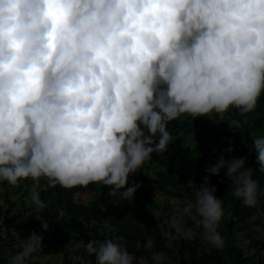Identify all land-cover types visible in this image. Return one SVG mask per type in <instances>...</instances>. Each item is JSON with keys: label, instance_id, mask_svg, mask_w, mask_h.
Listing matches in <instances>:
<instances>
[{"label": "clouds", "instance_id": "obj_1", "mask_svg": "<svg viewBox=\"0 0 264 264\" xmlns=\"http://www.w3.org/2000/svg\"><path fill=\"white\" fill-rule=\"evenodd\" d=\"M262 94L264 0H0V183L31 180L39 208L41 180L68 190L98 184L131 201L140 185L129 177L167 151L169 122L252 113ZM253 151L264 174V135ZM246 164L221 155L206 171L225 169L251 208L264 190ZM215 191L195 186V202L169 221V241L195 238L183 222L191 216L205 241L223 246ZM41 246L32 233L8 264H25ZM81 246L95 264H148L123 237ZM151 260L169 264L164 252Z\"/></svg>", "mask_w": 264, "mask_h": 264}, {"label": "trees", "instance_id": "obj_2", "mask_svg": "<svg viewBox=\"0 0 264 264\" xmlns=\"http://www.w3.org/2000/svg\"><path fill=\"white\" fill-rule=\"evenodd\" d=\"M168 129L173 141L167 151L153 153L145 163L147 170L142 167L129 177L128 186L140 185L131 201L110 198L109 189L98 184L68 190L49 187L41 180L39 197L44 207L39 208L30 198L31 180L21 181L18 187L0 183V264H8L32 233L42 237V246L25 264H95V257L88 253H79L73 260L65 246L115 237H123L129 253L148 264H154V252H164L169 264H264V196L258 197L255 207H245L233 195L235 186L225 176V169L219 175L206 171L221 155L226 160L247 157L246 167H252L253 178L264 190V174L258 171L253 151L254 138L264 135V94L252 113L240 114L230 108L222 119L215 114L185 115L169 122ZM228 147L233 148L231 154L225 151ZM195 186L215 187L214 195L221 199L223 216L217 231L222 247L205 241L203 230L191 216H185L183 222L195 232L194 239L169 241L165 235L172 216L195 202ZM80 193L90 197L83 201ZM37 217L48 221L47 231ZM250 225L259 226L262 235L248 229ZM239 234L246 238L244 245L239 244ZM149 239L154 242L151 251L144 246Z\"/></svg>", "mask_w": 264, "mask_h": 264}, {"label": "rangeland", "instance_id": "obj_3", "mask_svg": "<svg viewBox=\"0 0 264 264\" xmlns=\"http://www.w3.org/2000/svg\"><path fill=\"white\" fill-rule=\"evenodd\" d=\"M144 170H147V168L146 167H144V169H143V171ZM151 175V177H152V174L149 172V176ZM79 197H80V199L81 200H83V201H86L87 200V198H89L90 197V194H87V193H83V194H79ZM248 229H256V230H258L259 232V235H262V233H263V230L262 229H260L259 228V226H254V225H250L249 227H248ZM240 235V234H239ZM238 235V236H239ZM237 236V237H238ZM16 237L18 238V237H20L21 238V236H18V235H16ZM239 237H241L240 238V240H239V244H241V245H244V243L246 242V238H242V236L240 235ZM19 238V239H20ZM21 240V239H20ZM65 248H67V250H69V252H70V255H71V257L73 258V260L75 259H77L78 258V256H79V253H82V254H84V255H86L87 254V252L84 250V248H82V246L81 247H76V246H74V245H72V246H70V245H66L65 246ZM57 255V254H56ZM56 263H57V261H56Z\"/></svg>", "mask_w": 264, "mask_h": 264}]
</instances>
